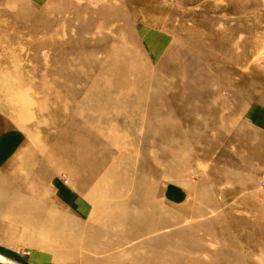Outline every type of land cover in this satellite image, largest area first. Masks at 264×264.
Here are the masks:
<instances>
[{
    "label": "rangeland",
    "instance_id": "1",
    "mask_svg": "<svg viewBox=\"0 0 264 264\" xmlns=\"http://www.w3.org/2000/svg\"><path fill=\"white\" fill-rule=\"evenodd\" d=\"M260 104L264 0H0V111L24 140L0 162V248L264 264V176L244 147Z\"/></svg>",
    "mask_w": 264,
    "mask_h": 264
},
{
    "label": "crops",
    "instance_id": "2",
    "mask_svg": "<svg viewBox=\"0 0 264 264\" xmlns=\"http://www.w3.org/2000/svg\"><path fill=\"white\" fill-rule=\"evenodd\" d=\"M3 111H0V162H14L18 161L10 154V151L16 147H22L24 140L20 136L18 131H13L14 125H9L5 122L6 115ZM245 117L248 119V123L254 125V130L259 132L260 140L256 141L258 145H253L252 138H249L248 146L246 144V158L251 160L256 159L253 166V172L263 174L264 176V104L252 105L246 112ZM5 129H8L5 132ZM9 132L10 135H7ZM246 138V142H247ZM249 150V153H248ZM264 179V178H263ZM65 195H68L67 197ZM56 202L58 205L71 210L72 212L80 211L81 203L78 198L73 197L70 192L62 185L56 190L55 193ZM10 249V250H9ZM8 250L3 246L0 248V253L3 254L5 260H0V264H51V253L44 254L42 257L38 256L35 252L32 254L25 252H14L13 249Z\"/></svg>",
    "mask_w": 264,
    "mask_h": 264
},
{
    "label": "bare ground",
    "instance_id": "3",
    "mask_svg": "<svg viewBox=\"0 0 264 264\" xmlns=\"http://www.w3.org/2000/svg\"><path fill=\"white\" fill-rule=\"evenodd\" d=\"M19 162H20V161H19ZM19 162H18V163H19ZM21 162H22V161H21ZM4 164H5V163H4ZM20 165H21V166L23 165V167H25L27 164H26L25 162H22ZM6 166H7V164H6ZM13 167H14V166H13ZM26 167H27V166H26ZM18 168H19V167H18ZM16 169H17V167H16ZM16 169H15V170H16ZM17 170H18V169H17ZM24 170H25V169H24ZM11 176H12V175H11ZM20 176H22V175H20ZM22 177H23V176H22ZM19 178H20V177H19ZM9 180H10V179H9ZM14 180H15V179H14ZM14 180H13V181H14ZM39 180H40V179H39ZM1 181H2V180H1ZM5 181H6V180H5ZM5 181H4V183H5ZM13 181H12V182H13ZM91 181H92V180H91ZM22 182H23V181H22ZM23 183H24V182H23ZM0 184H1V183H0ZM5 184H7V183H5ZM9 184H10V183H9ZM18 184H19V182H18ZM20 184H22V183H20ZM10 185H11V184H10ZM3 186H6V185L3 184ZM15 186H16V185H15ZM17 186H18V185H17ZM11 187H12V186H11ZM3 188H4V190H5L7 187H6V188L3 187ZM15 188H16V187H15ZM25 188H26V187H25ZM5 191H6V190H5ZM8 191H9V190H8ZM24 191H25V190H24ZM2 192H3V191H2ZM9 192H10V191H9ZM24 193H25V192H24ZM10 194H11V193H10ZM26 194H27V193H26ZM23 197H24V196H23ZM25 198H26V197H25ZM7 202H8V201H7ZM19 202H20V201H19ZM23 202H24V201H23ZM23 202H22V203H23ZM25 202H26V201H25ZM22 203H21V206L25 204V203H24V204H22ZM1 204H6V203L4 202V203H1ZM1 206H2V205H1ZM4 216H5V215H4ZM0 260H5L3 254H1V253H0Z\"/></svg>",
    "mask_w": 264,
    "mask_h": 264
},
{
    "label": "built area",
    "instance_id": "4",
    "mask_svg": "<svg viewBox=\"0 0 264 264\" xmlns=\"http://www.w3.org/2000/svg\"><path fill=\"white\" fill-rule=\"evenodd\" d=\"M263 184H264V181H263Z\"/></svg>",
    "mask_w": 264,
    "mask_h": 264
}]
</instances>
